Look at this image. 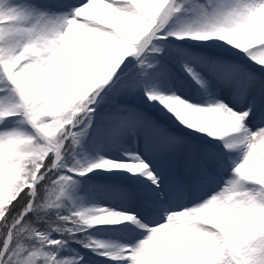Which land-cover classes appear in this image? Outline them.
<instances>
[{"label": "snow or ice", "instance_id": "6c2138e0", "mask_svg": "<svg viewBox=\"0 0 264 264\" xmlns=\"http://www.w3.org/2000/svg\"><path fill=\"white\" fill-rule=\"evenodd\" d=\"M96 259L264 264V0H0V264Z\"/></svg>", "mask_w": 264, "mask_h": 264}, {"label": "rangeland", "instance_id": "374dc122", "mask_svg": "<svg viewBox=\"0 0 264 264\" xmlns=\"http://www.w3.org/2000/svg\"><path fill=\"white\" fill-rule=\"evenodd\" d=\"M100 197L98 199H99V203L101 204H107L110 207H115L117 204H119L118 200H112V199H106L105 197L104 198H100ZM90 234L93 235L96 239L104 240V241H123L126 239V234L105 228L91 229ZM93 264H104V262L101 261L100 259H96L93 261Z\"/></svg>", "mask_w": 264, "mask_h": 264}, {"label": "bare ground", "instance_id": "6f19581e", "mask_svg": "<svg viewBox=\"0 0 264 264\" xmlns=\"http://www.w3.org/2000/svg\"><path fill=\"white\" fill-rule=\"evenodd\" d=\"M100 198H104V196L100 197Z\"/></svg>", "mask_w": 264, "mask_h": 264}]
</instances>
